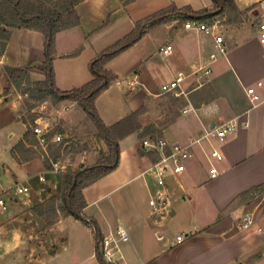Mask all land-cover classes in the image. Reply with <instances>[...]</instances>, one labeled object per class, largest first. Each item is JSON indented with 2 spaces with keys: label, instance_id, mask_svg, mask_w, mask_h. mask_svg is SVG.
<instances>
[{
  "label": "crops",
  "instance_id": "1",
  "mask_svg": "<svg viewBox=\"0 0 264 264\" xmlns=\"http://www.w3.org/2000/svg\"><path fill=\"white\" fill-rule=\"evenodd\" d=\"M262 1L235 0L240 9V20L227 19V15L220 18L216 33L224 36L225 52L217 47L215 34H197L196 30L194 39V31L185 28L184 23L182 28L172 29L178 22L175 20L145 34L154 43V50L153 46H142L140 42L145 39L144 35L107 63V68L118 79L96 100L103 121L111 125L140 110L141 129L134 134L141 140L150 136L141 138L140 132L152 126L161 131L159 137L170 143L191 145L192 149L191 157L185 162L188 169L166 179L171 204L164 215L152 213L149 201L157 187L147 175V169L142 165L132 168L129 160H123L122 140L131 134L119 142L118 167L84 188L87 201L84 213L97 224L102 235L115 234L120 225L129 231L130 239L119 242L118 264L151 261L155 264H264V192L253 201H249L246 193L264 184V106L252 109L246 92L247 86L264 78L263 51L257 36V25L264 12ZM192 2L84 0L78 6L81 24L59 32L56 43L59 44L66 31L78 28L83 35L75 34L76 37L71 33L69 38H78L80 42L84 34L96 32L105 19L113 21L118 15L125 18L126 26L133 27L137 21L173 3L179 7L190 5L197 10L214 5L213 0L202 7H195ZM257 8L261 12L259 17ZM184 29L189 34L181 38ZM178 37L182 39L178 42L185 44L180 63L165 61L174 55ZM106 41L97 45L92 43L94 56L112 45H107ZM167 44L173 45V51L165 56L160 47ZM154 51L162 56V61L154 56ZM212 54L216 55L214 59ZM42 61L44 58L37 55L26 64L11 66ZM54 62L56 66V60ZM35 67L33 64L30 70L32 78L33 69H40ZM208 69L210 72L207 73ZM179 73L186 75L183 89L187 96L163 93V84ZM4 75L6 82L0 88L5 92L8 78ZM76 80L77 77L72 78V87L77 86L73 83L78 82ZM86 80H91L89 75L82 76V82ZM56 83L62 88L57 80ZM13 102L19 104L17 100ZM63 104L73 106L67 102ZM19 119L25 126L23 139L27 125L24 118L20 116ZM231 120H237L238 127L224 142L205 138L191 144L207 130ZM213 148L221 151L222 160L210 161L208 156ZM138 150L147 155L150 163L154 161L144 149ZM12 155L20 167L39 160L46 169L41 158L23 161ZM212 162L219 170L216 178H209ZM7 167L14 184L29 186L31 194H16L9 186L0 188V198L7 204V209L0 208V264H101L96 256L95 229L81 219L61 212L58 207L60 190L53 192L49 185L46 192L43 188L36 191L26 182H19L16 172ZM47 171L59 173L53 165ZM9 174L5 176L6 181L10 180ZM40 176L44 175L40 174L39 180ZM50 194L56 199L49 203ZM245 215H251L253 220L246 226ZM40 220L44 222L43 227ZM182 234L185 239L178 242L177 236ZM23 248L27 253L19 262L14 256Z\"/></svg>",
  "mask_w": 264,
  "mask_h": 264
},
{
  "label": "trees",
  "instance_id": "2",
  "mask_svg": "<svg viewBox=\"0 0 264 264\" xmlns=\"http://www.w3.org/2000/svg\"><path fill=\"white\" fill-rule=\"evenodd\" d=\"M82 1L84 0H0V34L4 38L1 52L5 50L8 35L11 34L12 29L41 32L45 50V59L42 61V67L40 68L45 73V78L31 79L30 70L33 68V63L23 66L5 65L4 70L8 78L6 91L9 92L10 88H17L23 84L22 94L29 96L26 98L29 107L34 105L28 102L29 99H36L38 102L50 100L54 106L61 105L64 102L76 105L84 115V120L81 122L84 132L98 137L103 143L104 150L101 154L95 153V151L91 152L85 148L86 143L81 145L80 142H74L75 140L73 141L71 138L66 140L63 137L62 140L55 141L53 137L56 133L50 130L45 134V144H41L32 126V123H35L37 119L34 114L31 116V121L24 119L27 130L23 139L12 148V153L19 160L24 161L33 159L39 151L43 156L45 166L51 168L52 162H57L62 157L63 152L79 155L83 151L90 152L87 163L82 160L77 163V160L70 159V162H76V164L68 163L64 168H60L59 177L62 182V189L58 207L62 213L71 214L95 229L96 256L101 264H112L106 260L103 251L102 240L104 235L101 234L97 224L84 213L87 201L83 190L118 167L120 163L119 142L124 137L141 129V111H133L111 125L103 121L98 112L96 100L104 90L118 79V76L107 68V63L133 46L146 33L172 21L177 20L185 24L189 20H196L212 25L225 15L228 16L227 19L240 20L241 14L235 0H213L214 5L212 7L198 10L190 5L179 7L173 3L137 21L131 32L97 53L89 64L92 74L90 81L81 86L62 89L56 83L54 68V60L59 56L56 47V36L63 30L81 24L78 6ZM57 130H59L58 132L64 131L60 127V122ZM146 136L159 138L161 131L152 126H147L140 132L141 138ZM149 154L154 161L159 157L158 153ZM263 192L264 184L256 186L246 193L249 201H253ZM147 264L155 263L151 261Z\"/></svg>",
  "mask_w": 264,
  "mask_h": 264
},
{
  "label": "rangeland",
  "instance_id": "3",
  "mask_svg": "<svg viewBox=\"0 0 264 264\" xmlns=\"http://www.w3.org/2000/svg\"><path fill=\"white\" fill-rule=\"evenodd\" d=\"M192 1H194L192 3L195 7H202L203 5L211 4V0ZM259 13L261 12L259 11ZM115 18L116 19L113 21L109 18L105 19L104 23L100 26L99 29H97L96 32L84 34L83 40H81L80 42H78V38H69V34L74 33V36H76L75 34L83 35L82 33H80L81 28L72 30L70 32L66 31V33H64L65 35H62V37H60L59 44L56 43L59 56L57 57V59H55L56 66L54 62V68L56 72V80L62 88L69 89L70 87L74 86V84H72V78L74 77H77L76 81L78 82H73L76 83L77 86L87 83L86 81L88 80L82 82V76L86 77V75H89L91 79L89 64L91 59L94 57V52L92 51V43L93 45H97L100 43V41L104 42L105 40H107L108 42H106L109 43L107 45H110L122 39L125 35L133 30L135 24L133 27L126 26V20L124 17L121 19V15H118L117 17L115 16ZM110 21L112 22V24H110ZM182 27L183 22L178 21L175 24V27H173L172 29L177 30ZM13 31L15 33L11 38ZM193 31V36L195 39V33L197 31ZM23 32H27V34L24 35ZM198 32L197 34H205V32ZM186 34L189 33H186L184 29V32L181 33V38L185 37ZM2 36L3 35L0 34V58L2 53L5 51L4 50L3 52H1V49L3 48L2 44L4 42V38H2ZM144 37L145 39L143 41L141 40L140 42L142 46L144 45L146 46V48H151V46H153L154 50L155 45L154 43H152L150 37H148V35H145ZM181 38H177V46L174 55L165 58V61L167 60L168 62L180 63V60L182 59L180 58V56H183V51L185 50V44H183L182 42H178V40H182ZM7 43L8 45H6L7 47H5V56L1 61L3 64H26L32 58L36 59L37 55H40L45 59L43 34L39 31H21L12 29L11 34L8 35ZM103 45L104 44H102L101 47H103ZM154 56L162 61V56H160L158 52L154 51ZM2 63H0V87L1 85L3 86L6 82V78L4 75L5 65H3ZM33 64L36 66L38 62H34ZM1 70L4 73H2ZM32 75L35 80L45 78V73L41 69H33ZM33 78L31 77V79ZM23 86L24 85L22 84L17 88L12 87L10 88L9 92H7L6 90L4 92L0 88V188L9 186L15 189L14 186L16 183L14 184L13 175L7 173L10 172L7 166H10L16 172L17 180L19 182H26L28 185L33 187L34 190L38 191L43 188V190L46 192L48 186L50 185L53 188V192H58L59 190L61 192L62 182L59 177L60 172L55 174L53 172L47 171L50 168L46 166V169H44L43 164L39 160L31 161L26 166L23 165L20 167L19 164L15 161V158H13L11 148L15 143H18V141H20L25 131L24 123L19 119V117L21 116L22 119L24 118L28 121H31V116L35 114L37 116V119L35 120V123H32L33 127L39 125L41 127L48 128V130L56 134H61L63 137H65L66 140L71 138L73 141L75 140L74 142H80L81 145H84L86 143L87 145L85 148L87 150H90L91 152L95 151V153L101 154L104 150L103 143H101L98 137L84 132V128L81 125V122L84 120V115L76 105H69L68 108L66 107V104L54 106L50 100L38 102V100L36 99H29L28 102L34 104L33 107H29L26 103V98L29 96H27L26 94H22ZM6 96H8L7 100ZM15 100L18 101V105H14L13 101ZM59 122L60 127L64 130L63 132H58L59 130H57ZM130 145L133 146L130 147ZM121 147L123 151V160H129V163L131 162L130 165L132 166V168L142 165L144 169H149L150 164L152 163H150V160L146 154L139 153L138 149L143 150V146L142 140L137 134L133 133V135L131 134L130 136L122 140ZM89 153V151H83L82 154L79 155L77 153L63 152V158L61 157L57 162L59 163L60 168H64L68 163L76 164V162H70V159L77 160V163L81 162V160L87 163L89 161ZM35 155L36 158H41L44 162L43 156L39 151ZM134 171L135 169L133 170V172ZM6 174H9L10 176L9 181H6L5 179ZM40 174H43L45 176L46 179L44 181L39 180ZM30 194L31 193H29V195ZM48 196L49 203L56 199L52 194ZM26 253L27 252L25 248H23L22 250L20 249L16 251L14 258H18L20 262L22 261V259H24Z\"/></svg>",
  "mask_w": 264,
  "mask_h": 264
},
{
  "label": "built area",
  "instance_id": "4",
  "mask_svg": "<svg viewBox=\"0 0 264 264\" xmlns=\"http://www.w3.org/2000/svg\"><path fill=\"white\" fill-rule=\"evenodd\" d=\"M262 7L264 9V0L262 1ZM221 23V20H217L214 24H208L205 22H198L196 20H189L185 23V28L190 30H197L199 32H205L209 34H215L216 45L221 52H225L226 48L224 46L225 39L222 34L216 33V28ZM257 36L258 41L262 47L263 59H264V12L262 13L258 25H257ZM173 51V45L167 44L160 47V52L167 56L170 55ZM215 54L211 55V58L214 59ZM210 72V69L206 71ZM186 79V75L179 73L173 80L168 83L163 84L162 92L170 93L176 97L182 95L187 96V92L183 89V83ZM247 95L251 101V108L256 109L264 106V78L258 79L255 83L246 87ZM69 107V106H68ZM187 110H184L186 112ZM249 124L247 123L246 126ZM238 127L237 120H231L225 123L218 125L215 128L207 130L203 136L192 141L191 144L195 142H200L205 138H215L220 142H224L228 135L232 134ZM48 128L41 127L39 125L34 127V132L37 134L40 143L45 144L46 137L45 134L48 132ZM63 136L61 134H56L53 137V140L59 141L62 140ZM142 146L146 153H158L159 157L156 161H153L149 169L147 170V175L154 181L157 189L151 196L149 201L152 206L153 214L164 215L167 211L171 200L167 192L166 179L169 175L179 174L186 169V160L189 159L192 155L191 145H183L181 143H170L166 139L159 138H144L142 140ZM211 160H222L223 154L217 148H213L210 155L208 156ZM55 171L60 170V165L58 162L52 163ZM219 175V170L216 165L212 162L209 167V178H216ZM40 180H45L44 176H40ZM30 190L29 186L16 184L15 193L23 194L27 193ZM0 208L5 210L7 209V204L3 198H0ZM253 222L251 215L244 216V225H249ZM130 239V234L128 229L124 225H120L115 234L104 236L102 240V247L105 254V258L108 262L112 264H118L116 253L119 250L120 241H128ZM185 239V236H177L178 242H181Z\"/></svg>",
  "mask_w": 264,
  "mask_h": 264
},
{
  "label": "water",
  "instance_id": "5",
  "mask_svg": "<svg viewBox=\"0 0 264 264\" xmlns=\"http://www.w3.org/2000/svg\"><path fill=\"white\" fill-rule=\"evenodd\" d=\"M256 11H258V13H259L260 10L257 8ZM258 15H260V13H259ZM36 66H38L39 68H41V67H42V62H38V64H37ZM40 226H41V227L44 226V222L41 221V220H40Z\"/></svg>",
  "mask_w": 264,
  "mask_h": 264
}]
</instances>
